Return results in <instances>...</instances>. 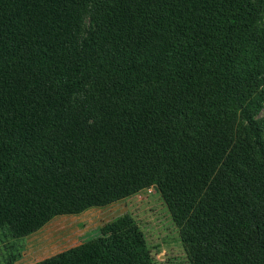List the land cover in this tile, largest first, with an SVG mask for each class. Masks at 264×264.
Returning <instances> with one entry per match:
<instances>
[{
	"label": "trees",
	"instance_id": "trees-1",
	"mask_svg": "<svg viewBox=\"0 0 264 264\" xmlns=\"http://www.w3.org/2000/svg\"><path fill=\"white\" fill-rule=\"evenodd\" d=\"M263 108L264 0H0V230L153 188L189 264H264ZM32 264L154 261L125 215Z\"/></svg>",
	"mask_w": 264,
	"mask_h": 264
},
{
	"label": "rangeland",
	"instance_id": "rangeland-1",
	"mask_svg": "<svg viewBox=\"0 0 264 264\" xmlns=\"http://www.w3.org/2000/svg\"><path fill=\"white\" fill-rule=\"evenodd\" d=\"M264 122V108L260 114ZM131 216L142 230L154 264H189L179 231L161 196L153 189L104 207L59 216L36 233L14 239L0 230V264H32L95 240L111 222Z\"/></svg>",
	"mask_w": 264,
	"mask_h": 264
}]
</instances>
